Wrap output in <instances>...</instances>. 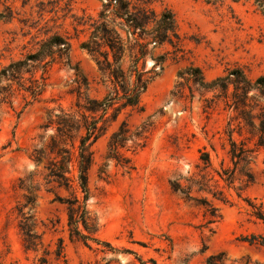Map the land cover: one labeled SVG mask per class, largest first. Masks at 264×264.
<instances>
[{
  "label": "rangeland",
  "instance_id": "1",
  "mask_svg": "<svg viewBox=\"0 0 264 264\" xmlns=\"http://www.w3.org/2000/svg\"><path fill=\"white\" fill-rule=\"evenodd\" d=\"M0 2L15 12L13 21H0V71L35 52L39 41L55 33L70 39L73 60L72 66L53 68L42 101L23 110L25 101L18 95L13 108L4 105L0 111V264H40L43 257L48 264H264V222L254 215L264 213V149L258 150L251 166L253 182L238 171L231 188L223 183L231 202L214 201L221 214L216 223L209 224L205 209L187 202L172 186L181 175L199 171L204 149L217 169L222 163L233 167L228 156L231 129L234 140L255 147L250 129L225 101L207 107L214 92L206 93L190 83L195 90L192 102L188 88V99L171 95L179 71L191 65L200 67L208 82L236 68L252 80L264 75V16L253 2L213 6L206 0H153L158 12L169 9L175 14L185 53L180 58L170 55L143 98L144 112L130 118L131 125L154 123L149 145L133 158L134 169L106 159L113 130L94 146L87 208L97 222L95 237L113 249L70 238L67 209L58 196L68 198L71 193L50 190L44 180L45 163L38 165L33 158L34 150L43 144L41 126L48 120V111L59 105L70 107L75 99L70 84L76 67L91 83L90 96H103L96 65L80 49L102 2ZM167 51L172 48L160 53ZM152 65L149 61L148 67ZM27 196L36 202L24 212L37 220L36 231L42 235V245L30 251L20 228ZM253 238L256 243H251ZM60 239L62 255L57 257Z\"/></svg>",
  "mask_w": 264,
  "mask_h": 264
},
{
  "label": "trees",
  "instance_id": "2",
  "mask_svg": "<svg viewBox=\"0 0 264 264\" xmlns=\"http://www.w3.org/2000/svg\"><path fill=\"white\" fill-rule=\"evenodd\" d=\"M227 1L238 4L253 2L254 7L264 16V0H206L213 6L224 5ZM102 9L97 18L90 19L89 34L80 49L93 60L98 71L97 84L104 93L101 98L91 97V83L76 67V77L71 82L70 94L75 98L70 107L59 105L48 111V120L41 126L43 144L34 150V161L45 163V183L50 190L59 189L71 193V197L58 196L66 206L69 234L89 246V242H101L95 234L97 222L91 218L87 203L91 197L90 172L95 164V144L110 130L106 159L115 161L129 170L134 169L133 158L143 151L151 140L154 123L145 121L131 125L134 113L144 112L143 98L152 83L161 75L170 55L184 56L183 38L175 14L165 9L158 12L153 0H101ZM15 19L14 10L0 2V21ZM167 47L172 51L160 52ZM72 44L70 39L55 33L42 39L35 52L23 56L4 66L0 71V111L4 105L14 107V100L22 95L24 109L43 99L50 86L51 72L56 65L72 66ZM152 62L151 68L148 63ZM179 82L171 95L188 99L195 98L194 86L204 92H214L213 99H207L208 108L223 100L226 106L237 113L256 139L251 148L245 141L237 142L230 131L228 156L233 165L226 168L224 163L217 169L206 150L201 151L199 170L189 176H180L172 184L187 202H194L205 209L204 216L209 224L220 218V210L214 201L229 204L225 186L231 188L238 171L244 172L248 182L255 177L251 166L257 159V152L264 149V75L255 80L236 68L228 70L226 76L208 82L200 67L191 65L177 75ZM211 198V199H210ZM36 199L27 196L22 207L21 232L26 250H36L42 245V235L36 228L38 222L26 207L34 208ZM30 209V211L32 210ZM264 222V213L254 212ZM61 245L55 251L62 255ZM251 243H256L255 238ZM51 252L47 251L46 255ZM40 264H48L43 257Z\"/></svg>",
  "mask_w": 264,
  "mask_h": 264
}]
</instances>
